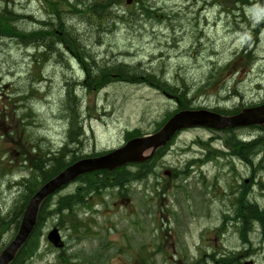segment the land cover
Here are the masks:
<instances>
[{
	"label": "rangeland",
	"instance_id": "1",
	"mask_svg": "<svg viewBox=\"0 0 264 264\" xmlns=\"http://www.w3.org/2000/svg\"><path fill=\"white\" fill-rule=\"evenodd\" d=\"M51 1L61 10L58 17L45 0H0V13L7 8V23L21 34L0 32L2 247L18 228L11 208L24 204L23 184H31L34 166L69 144L76 124L71 115L83 135L70 147L82 158L154 133L184 99L189 108L183 109L223 114L264 103V0H113L108 7L100 3L110 0ZM59 20L83 52L54 44L53 37L38 48L25 37L42 23L58 29ZM76 57L88 58L81 61L87 72L103 68L98 76L107 74L108 82L89 88L93 92L82 89L86 72ZM120 63L130 68L106 69ZM145 73L166 86L151 85ZM133 74L139 82H127ZM71 84L78 106L65 100ZM234 149L258 155L248 163ZM260 158L264 131L256 126L184 129L145 168L127 166L140 171L138 180L87 195L89 206H75L76 216L46 218L38 252L25 264H63L64 258L72 264H264L260 223L250 226L248 243L239 235L244 216H235L238 206L264 210ZM12 181L18 185L12 188ZM80 186L67 185L50 206ZM54 227L62 249L46 240Z\"/></svg>",
	"mask_w": 264,
	"mask_h": 264
},
{
	"label": "trees",
	"instance_id": "2",
	"mask_svg": "<svg viewBox=\"0 0 264 264\" xmlns=\"http://www.w3.org/2000/svg\"><path fill=\"white\" fill-rule=\"evenodd\" d=\"M45 1L48 5L49 9L51 10V12L58 17L59 14L61 13V10L59 8H57L56 3H53V1H51V0H45ZM62 1L63 0H57L58 4H60ZM111 2H113V0H110L108 2L107 1L102 2V4L100 3V5H102L103 7H108ZM70 8L74 9V5L70 6ZM88 9L91 10L93 8L91 6H89ZM9 13L10 12H9V10H7V8H5L2 13H0V32L5 34V35L15 36L18 38V36H20L21 34L17 33L16 30L14 31V29L7 23L9 20ZM58 24H59L58 29L48 30V29L43 28L40 30H33V31H31L30 35H26L25 37L33 39L34 41H36L37 43H40L41 45L44 44L42 39L44 40L47 37H53V38L57 39V42L54 44L61 45V46L63 45V47H65L66 49L68 48L72 51L83 52L84 51L83 47L80 48V46L78 45L79 40L76 38H73L72 35L67 38L65 30L63 28V24L60 20H59ZM49 26H52V25H49ZM45 47L51 48L49 46V44H47V43H45ZM77 60H78V62H80L82 64V66L86 72V79L81 82V85L86 90L87 89L90 90L89 88H92L95 85L99 86L101 84V86H102L108 82L107 81L108 76L105 79H103L105 77V75H107V74L102 73L100 76H98V73L103 68L100 69L96 75V74H93V72H92L93 68L92 67H91L92 70H90V72L89 71L87 72V67L85 65V62H81V61H85V60L89 61L87 57H84L83 59H81V61L78 58H77ZM129 68L130 67H127V66L123 65L122 63H120V64L116 65V67L106 68V69L107 70L111 69V70H115V71L117 70V71L122 72L125 69H129ZM144 75L146 77L147 82H149L151 85L157 83L160 86H166V84L164 83L165 81H161V79H159L155 75L146 74V73ZM93 76H95V77H93ZM138 77L139 76H137V74H133L132 76H130L131 80H129V82H139ZM168 85L169 86L167 88L170 89V91L175 92V93L178 91L177 87L172 86L170 84H168ZM90 92H93V91L90 90ZM69 101H70V104H77L76 98H73ZM186 103L187 102L185 99L181 102V109L182 108H189L186 105ZM71 118L75 121L76 124H75L73 134L71 135V132H70L71 128L68 132L69 143H79L80 141H79L78 137H76V134L80 135V133H81L80 127L78 125V120L73 115H71ZM68 146H69V144L65 145L63 148L59 149L58 152L53 154L51 157L47 158L46 156H44L45 158H43V160H40V163L37 165V167L34 166L36 173L32 177L31 184L29 186H27V184L24 185V188H26V192H24V196L26 195L24 204L18 208V205H16V203H15L11 209V211H12L15 208L14 209L15 210L14 215H16V216L14 218L20 217V214L22 212L24 205L27 203L30 196L35 192V190L41 184H43L49 178L54 176L56 173H58L60 170H62L64 167H66L71 162L79 159L78 157H76L73 154V151ZM234 151H235L236 155H238L243 160H246L244 153H239L235 149H234ZM150 161H148V162H146V164H142V165L132 164V165H127V166H134V168H136L137 170H140L141 168H145L149 164ZM46 163H48V164L46 165ZM127 166L119 167L113 171H108V170L95 171V172L88 173L86 175H82V176L78 177L77 180L82 181V184L84 186H80L74 195L60 197L58 199V201L56 202L55 207L50 206L52 198L54 196L47 197L39 209L38 217H37V224H36L35 229L31 233V235L28 238L27 242L25 243L23 249L20 251L18 256L15 258V261L13 264H25V262L29 261L34 255H36V253L38 252L37 250L40 246V238L42 236L41 230L44 226V222H45L46 218L50 217L52 214H55V213L60 214V215H62L64 213L65 214L71 213L74 215L73 209L75 206H80V205H82L83 207L89 206V200L87 197L91 193L96 195L99 192V189L101 190V189H106V188L121 187L126 182L130 181L131 179L138 180L141 177L140 171L132 173L128 170L129 167H127ZM24 196H23V199H24ZM85 197H86V199H85ZM16 208L20 209L19 212L16 210ZM74 216H76V214ZM235 216H237L241 219H242V217H240V216H244L243 220L244 221L247 220V222L249 223L248 225L251 227H252V224L254 221H258L260 223L259 225L261 227V238H262V240L264 239V211H259V210H257L256 207H252L251 205L248 207L242 208V210L240 209V207H238L236 210ZM70 224L73 227L76 226V224H73L71 221H70ZM6 227H7L6 222L1 219L0 220V236L6 230ZM245 231H247L246 225L243 224L240 227V231H239L240 238L243 241L246 240V232ZM0 248H1V246H0ZM63 264H72V263L69 261V258L68 259L64 258ZM141 264H146V262L141 260Z\"/></svg>",
	"mask_w": 264,
	"mask_h": 264
},
{
	"label": "water",
	"instance_id": "3",
	"mask_svg": "<svg viewBox=\"0 0 264 264\" xmlns=\"http://www.w3.org/2000/svg\"><path fill=\"white\" fill-rule=\"evenodd\" d=\"M130 2L131 0H127L126 3ZM251 125H264V104L243 109L233 116H222L207 110H182L170 117L154 134L134 138L106 155L80 160L68 166L31 197L23 212L17 235L0 254V264H10L16 251L24 244L36 224L42 201L77 176L97 170H112L127 163H144L153 156L156 149L165 146L177 131L184 128L206 127L223 130ZM47 238L55 247L63 246L55 229Z\"/></svg>",
	"mask_w": 264,
	"mask_h": 264
},
{
	"label": "bare ground",
	"instance_id": "4",
	"mask_svg": "<svg viewBox=\"0 0 264 264\" xmlns=\"http://www.w3.org/2000/svg\"><path fill=\"white\" fill-rule=\"evenodd\" d=\"M73 98H76V93H75V91L70 87V88L67 90V92H66L65 100L67 101V100H71V99H73ZM76 99H77V98H76ZM208 111L214 113V111H210V110H208ZM229 155H230L232 158L235 157L233 153H230ZM244 155H245L246 160L248 161V163H252L253 159L255 158V156L258 155V153L256 154V152L253 151V150L251 149V150H247V151H245V152H244ZM252 157H253V159H251ZM263 161H264L263 158H260V161H259V162L262 163ZM257 167H259V166L257 165ZM244 224L246 225V229H247V231H245V232H246V240H245V241H247V234L250 233V231L252 230V228H250V226L248 225L249 223L247 222V220L244 221ZM262 241L264 242V239H263ZM247 242L250 243L249 241H247ZM23 247H24V246H22V247L20 248L19 253H20V251L23 249ZM251 253H253V252H251Z\"/></svg>",
	"mask_w": 264,
	"mask_h": 264
}]
</instances>
